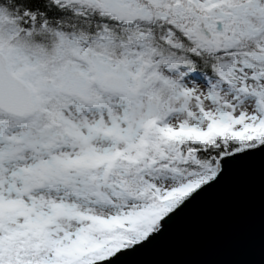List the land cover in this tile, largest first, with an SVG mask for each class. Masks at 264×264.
I'll list each match as a JSON object with an SVG mask.
<instances>
[{
  "label": "snow or ice",
  "instance_id": "6c2138e0",
  "mask_svg": "<svg viewBox=\"0 0 264 264\" xmlns=\"http://www.w3.org/2000/svg\"><path fill=\"white\" fill-rule=\"evenodd\" d=\"M206 207L264 264V0H0V264H144Z\"/></svg>",
  "mask_w": 264,
  "mask_h": 264
},
{
  "label": "water",
  "instance_id": "95a60500",
  "mask_svg": "<svg viewBox=\"0 0 264 264\" xmlns=\"http://www.w3.org/2000/svg\"><path fill=\"white\" fill-rule=\"evenodd\" d=\"M241 223L240 217L212 208L195 211L172 237L143 257L144 264H210L230 259L215 251L216 243Z\"/></svg>",
  "mask_w": 264,
  "mask_h": 264
}]
</instances>
